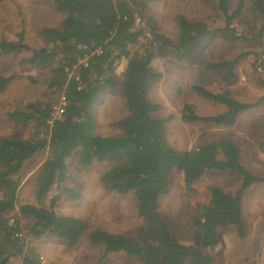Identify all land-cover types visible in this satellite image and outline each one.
<instances>
[{
  "label": "trees",
  "instance_id": "1",
  "mask_svg": "<svg viewBox=\"0 0 264 264\" xmlns=\"http://www.w3.org/2000/svg\"><path fill=\"white\" fill-rule=\"evenodd\" d=\"M158 1L52 0L62 19L57 26L39 29L43 44L29 62L50 67L49 87L53 88L50 93L57 98L63 95L66 105L61 117L51 126L47 120L51 116L52 99L43 104L27 102L21 110L8 114L15 124L33 125L34 130L26 138H0V189L3 191L0 198V264H9L19 256L25 263L38 264L34 249L27 245L24 234L16 237V232L24 231L33 239L55 236L67 247H73L86 231L81 219L54 211L56 195L48 206L42 202L55 185L66 179V159L76 149L82 167L93 161L112 163L100 176L103 187L131 192L136 200L137 214L142 219L134 238L101 229L90 231L91 242L102 244L105 252H123L129 257L140 258L143 264H184L187 260L190 264H213L219 229L234 227L239 236H244V191L255 182H264V178L253 176L241 164V148L232 133L227 132L215 140H203L193 149L180 151L164 136L165 120L151 116L159 104L148 99V87L162 77L151 66L152 59L168 54L177 61L189 59L195 46L210 34L203 21L179 14L176 40L165 36L159 32L155 17L148 13L150 4ZM203 1L213 4L219 11L223 19L219 31L231 40L240 37L234 30L233 20L244 12L249 2L248 8L261 20L259 35H262L264 0H238L234 9L230 8L231 0ZM22 46L1 40L0 55L14 53ZM243 56L208 65L226 72L220 91L211 92L198 83L192 86L198 95L223 105L224 110L201 116L191 103H186L181 112L184 122L205 121L231 127L241 111L264 99L261 96L257 102L248 103L233 96L238 83L235 67ZM83 57H86V66L80 63ZM123 59L126 60L125 78L120 83L113 67ZM258 68L264 75V61H258ZM70 72H73L71 76ZM9 79L0 74V92ZM119 84L128 111L117 123L121 132L113 136L99 135L95 132L90 106L104 88ZM45 150L48 156L36 172L35 199L39 204H20L17 215H10L17 201L24 165ZM211 169L228 173L240 184L234 191L209 185V200L196 207L190 219L188 242L181 241L161 215L159 201L169 191L173 170L181 171L185 190L191 193L194 184ZM63 190L70 199L79 197L75 188ZM10 218H13L11 223Z\"/></svg>",
  "mask_w": 264,
  "mask_h": 264
},
{
  "label": "rangeland",
  "instance_id": "2",
  "mask_svg": "<svg viewBox=\"0 0 264 264\" xmlns=\"http://www.w3.org/2000/svg\"><path fill=\"white\" fill-rule=\"evenodd\" d=\"M238 0L230 1L234 9ZM249 2L244 12L233 20L234 30L240 35L231 40L220 33L223 19L213 4L203 0H160L151 3L149 15L157 20L159 32L176 40L178 36L177 16L183 14L191 20H201L210 29L207 38L194 48L191 58L177 61L172 54L155 57L151 66L162 74L160 80L148 87V99L159 104L151 113L153 118H163L164 136L177 150L195 148L203 140H215L231 132L240 145V162L255 177L264 178V99L241 111L233 126H217L205 121L184 122L181 112L184 104L191 103L194 111L201 116L214 115L224 110V106L198 95L192 86L201 84L211 92L221 89L225 70L212 69L210 63H218L244 55L236 64L238 83L233 96L243 102L255 103L264 96V75L258 68V61H264V31L259 35L260 18L250 10ZM62 19L52 4V0H2L0 2V41H14L23 45L14 53L0 55V74L9 76V82L0 92V138L5 136H31L34 127H21L9 118V113L21 110L25 103L43 104L57 97L50 93L52 81L50 67L29 62L42 46L39 29L57 26ZM260 40V43H258ZM126 60L118 61L113 73L121 81L125 78ZM95 118V132L103 136H113L121 132L117 123L127 115L121 85L104 88L90 106ZM48 156L45 150L26 162L23 179L18 188L17 201L10 215L18 212L24 203L38 205L35 199L36 172ZM220 157V156H219ZM109 160L93 161L82 167L78 162V149L66 159V179L43 198L48 206L56 195L54 211L59 215H69L81 219L86 231L78 243L67 247L63 240L55 236L38 239L25 234L28 246L34 249L43 264H143L140 258L129 257L123 252H105L102 244L89 239V232L101 229L118 235L134 238L142 219L136 210V200L131 192H116L103 187L100 176L111 166ZM240 184L235 177L218 170H207L194 184V191L185 190L181 171L173 170L169 191L159 201L161 215L167 219L181 241L188 242L191 215L199 204L209 200L208 186L214 185L224 191H234ZM72 187L79 197L70 199L65 188ZM3 191L0 189V198ZM242 215L245 221L244 236H239L234 227L218 230V244L214 247L213 264H264V182H255L248 187L242 197ZM22 257H16L9 264H20ZM184 264H190L185 261Z\"/></svg>",
  "mask_w": 264,
  "mask_h": 264
},
{
  "label": "built area",
  "instance_id": "3",
  "mask_svg": "<svg viewBox=\"0 0 264 264\" xmlns=\"http://www.w3.org/2000/svg\"><path fill=\"white\" fill-rule=\"evenodd\" d=\"M85 60H86V57H83L81 60H80V63H83V66H86V63H85ZM73 72H70L69 75L71 76ZM78 77L75 76V79H77ZM66 105V100H65V97L63 95H60L57 99V102L53 103L52 105V109H51V116L50 118L47 120V124L48 125H52V122L55 120V119H59L61 117V115L63 114L64 112V106ZM13 222V218H10L9 219V223ZM15 236L16 237H21L23 236V233L20 231V232H16L15 233ZM44 259L40 256L39 259L37 258V261H38V264H43V261ZM20 264H32V263H25V262H20ZM254 264H260L259 262H255Z\"/></svg>",
  "mask_w": 264,
  "mask_h": 264
}]
</instances>
